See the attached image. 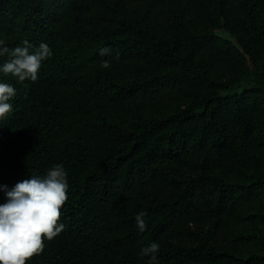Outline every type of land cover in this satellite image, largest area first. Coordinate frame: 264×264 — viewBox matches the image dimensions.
I'll return each mask as SVG.
<instances>
[{"label": "trees", "instance_id": "16d2710c", "mask_svg": "<svg viewBox=\"0 0 264 264\" xmlns=\"http://www.w3.org/2000/svg\"><path fill=\"white\" fill-rule=\"evenodd\" d=\"M0 40L53 53L0 73V185L67 173L26 264H264V0H0Z\"/></svg>", "mask_w": 264, "mask_h": 264}, {"label": "clouds", "instance_id": "9594fccd", "mask_svg": "<svg viewBox=\"0 0 264 264\" xmlns=\"http://www.w3.org/2000/svg\"><path fill=\"white\" fill-rule=\"evenodd\" d=\"M24 46L9 48L0 40V57L8 59L0 64V73L9 74L18 82L38 79L43 61L53 53L47 43H40L35 51L27 40ZM110 49H100V55L108 54ZM118 58V54H117ZM102 67H110L109 61H103ZM16 95V88L6 82H0V121L12 112L9 102ZM67 173L62 165L50 168L46 175H32L29 179L17 182L12 188L0 185L6 202L0 203V264H26V261L41 254L45 248V239L53 240L65 228L60 223L61 209L68 196ZM146 212L137 213L135 220L140 232L146 230L144 217ZM160 245L152 242L140 251L141 257H149L147 264H159L157 254Z\"/></svg>", "mask_w": 264, "mask_h": 264}]
</instances>
